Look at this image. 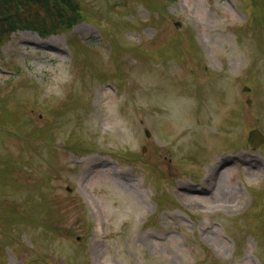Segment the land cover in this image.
<instances>
[{
	"label": "rangeland",
	"instance_id": "obj_1",
	"mask_svg": "<svg viewBox=\"0 0 264 264\" xmlns=\"http://www.w3.org/2000/svg\"><path fill=\"white\" fill-rule=\"evenodd\" d=\"M120 1L79 0L82 15L91 21L58 36L17 30L2 35L0 64L16 62L25 69L16 63L0 68V229L15 238L3 226L11 228L13 219L37 209L32 217L56 232L39 251L42 256L36 253L41 261L30 260L26 249L33 243L27 237L38 240L39 249L46 240L39 225H25L26 233L16 234H24L16 239L25 249H9L0 241V264H259L229 239L236 236L241 245L250 241L243 232L245 215L259 198L246 186L264 189V156L259 155L264 147L252 150L245 143L242 151L232 146V136L223 137L243 124L262 126L264 133V27L257 10L243 0H157L168 4L163 24L155 29L152 23L164 15L162 4L151 0L138 7L125 0V9L114 8ZM245 17L252 26L241 28ZM99 18L94 28L92 21ZM187 30L196 35L194 54L187 43L171 42L175 36L188 38ZM71 35L98 45L78 41L67 53ZM143 48L145 59L131 66ZM5 68L13 74L24 69L38 86L24 89L26 79L18 77L3 83L10 77ZM152 71H162L168 81L153 83ZM202 71H225L216 76V87L227 93L207 107L204 100L194 104L192 96L185 98L186 81L204 80ZM203 84L195 91L205 99L215 89L209 77ZM12 97L17 107L33 106L14 110ZM184 102L194 105L186 111ZM146 128L153 139L145 137ZM37 129L52 137L45 146L29 137ZM92 140L97 147L84 154ZM240 140L244 144V134ZM125 152L130 159L123 158ZM235 155V161H223ZM167 161L171 171L165 169ZM162 164L165 189L154 174L163 171ZM170 199L174 204L166 202ZM96 224L104 226L105 236H97Z\"/></svg>",
	"mask_w": 264,
	"mask_h": 264
},
{
	"label": "trees",
	"instance_id": "obj_2",
	"mask_svg": "<svg viewBox=\"0 0 264 264\" xmlns=\"http://www.w3.org/2000/svg\"><path fill=\"white\" fill-rule=\"evenodd\" d=\"M16 8H22V6L20 7V0H0V26L2 28H9V26L7 25V23L9 22L7 20L12 15L11 12H13ZM18 11H21V9H18ZM2 32L6 33L5 30H3ZM4 33H1V35H3Z\"/></svg>",
	"mask_w": 264,
	"mask_h": 264
}]
</instances>
